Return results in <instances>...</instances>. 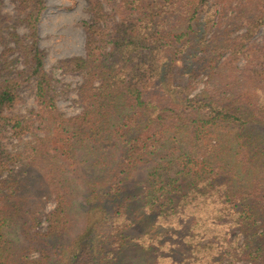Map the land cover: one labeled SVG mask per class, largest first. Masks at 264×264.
Masks as SVG:
<instances>
[{
    "label": "trees",
    "instance_id": "trees-1",
    "mask_svg": "<svg viewBox=\"0 0 264 264\" xmlns=\"http://www.w3.org/2000/svg\"><path fill=\"white\" fill-rule=\"evenodd\" d=\"M14 1L28 34L10 33L25 69L0 83V264H124L133 251L142 264H264V0H120L111 14L88 0L85 57L60 63L83 80L72 117L38 44L46 0ZM36 131L29 159L46 164L17 169L4 139Z\"/></svg>",
    "mask_w": 264,
    "mask_h": 264
},
{
    "label": "rangeland",
    "instance_id": "rangeland-1",
    "mask_svg": "<svg viewBox=\"0 0 264 264\" xmlns=\"http://www.w3.org/2000/svg\"><path fill=\"white\" fill-rule=\"evenodd\" d=\"M0 17L2 18V33L0 34V83L5 79H9L18 72L25 69L22 59L15 48L16 42L11 38L10 33H15L19 39H24L28 34V29L23 21L24 16L18 13L17 3L14 0H1ZM106 12L112 13L113 7L120 0H100ZM91 14L89 11L88 0H46V9L42 13L39 20V47L45 53V68L52 78V83L57 92L56 106L58 110L66 117L77 115L81 111L78 100V89L82 84L81 75L67 74L60 68V63L63 60H68L72 57H85V29L84 24L90 22ZM114 18L113 21H117ZM264 37V28L260 31L256 42L261 43ZM25 40V43H29ZM11 48L5 55V60L2 55L7 49ZM4 63V64H3ZM7 65V66H6ZM7 67V68H6ZM200 85V89L202 88ZM20 96L23 102L17 105L15 112L22 117H30L32 110H37L38 105L35 101V87L33 79L22 84L19 87ZM44 134L40 131L34 134H28L21 140H16L9 134L4 139V145L11 152L22 154L21 164L17 167L35 168L37 171L44 167L46 162L37 163L29 159L32 157L35 148L37 147V137H43ZM109 150V147L106 148ZM43 158H47L44 156ZM80 174L82 177L91 175L92 171L89 165H80ZM66 179L73 182L75 187H82L81 180L76 177L73 172H65ZM145 176V171L138 173L136 179H142ZM64 178V179H65ZM44 201V212L48 213L56 207L55 197L46 195ZM47 223L45 217L41 221L38 230L46 231ZM132 235H140L141 230L135 228ZM68 240V239H66ZM38 256L37 252L30 254L31 258ZM126 261L124 264H142L143 255L140 251H133L125 254ZM237 264H248L239 262Z\"/></svg>",
    "mask_w": 264,
    "mask_h": 264
}]
</instances>
